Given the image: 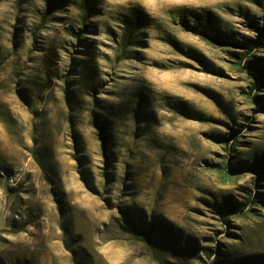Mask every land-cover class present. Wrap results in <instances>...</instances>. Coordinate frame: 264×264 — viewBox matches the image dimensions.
<instances>
[{"label": "rangeland", "instance_id": "rangeland-1", "mask_svg": "<svg viewBox=\"0 0 264 264\" xmlns=\"http://www.w3.org/2000/svg\"><path fill=\"white\" fill-rule=\"evenodd\" d=\"M248 62L264 0H0V264H264Z\"/></svg>", "mask_w": 264, "mask_h": 264}, {"label": "trees", "instance_id": "trees-1", "mask_svg": "<svg viewBox=\"0 0 264 264\" xmlns=\"http://www.w3.org/2000/svg\"><path fill=\"white\" fill-rule=\"evenodd\" d=\"M131 29L133 30V28H136V26H138L136 23H130ZM246 67H250L252 68V70H254L255 72V78L258 80V82L260 84L264 83V79H263V72L261 70H257L255 68L252 67L251 62H248ZM254 101L257 102L259 104V101L257 100V98H254ZM103 138V137H102ZM232 135L230 136H221V138L216 139V141L218 143L221 144H225V145H229V147H232V149H235V147L238 145L237 143L232 145L231 140H232ZM255 166H257L256 168H259V170L264 172V159L262 161H259V163H257ZM249 203H255V199H248L247 202L243 203L241 206L238 204H233L231 203L230 200H227L221 207L220 209V213L223 214H239V213H244V208L246 207L247 204ZM226 221L228 220L225 219Z\"/></svg>", "mask_w": 264, "mask_h": 264}]
</instances>
